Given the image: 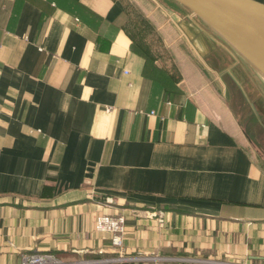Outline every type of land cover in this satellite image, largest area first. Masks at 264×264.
<instances>
[{"label": "crops", "instance_id": "crops-1", "mask_svg": "<svg viewBox=\"0 0 264 264\" xmlns=\"http://www.w3.org/2000/svg\"><path fill=\"white\" fill-rule=\"evenodd\" d=\"M127 2L0 0V264H264V170L209 80L171 100L142 74Z\"/></svg>", "mask_w": 264, "mask_h": 264}, {"label": "rangeland", "instance_id": "rangeland-1", "mask_svg": "<svg viewBox=\"0 0 264 264\" xmlns=\"http://www.w3.org/2000/svg\"><path fill=\"white\" fill-rule=\"evenodd\" d=\"M126 7L134 43L177 84L184 80L187 92L210 91L209 80L239 126L242 146L264 170V79L206 26L162 0H129Z\"/></svg>", "mask_w": 264, "mask_h": 264}, {"label": "water", "instance_id": "water-1", "mask_svg": "<svg viewBox=\"0 0 264 264\" xmlns=\"http://www.w3.org/2000/svg\"><path fill=\"white\" fill-rule=\"evenodd\" d=\"M264 79V4L256 0H172Z\"/></svg>", "mask_w": 264, "mask_h": 264}, {"label": "built area", "instance_id": "built-area-1", "mask_svg": "<svg viewBox=\"0 0 264 264\" xmlns=\"http://www.w3.org/2000/svg\"><path fill=\"white\" fill-rule=\"evenodd\" d=\"M94 230L99 233L109 234L110 242L113 247L117 248L118 253L121 254L122 241L125 233V219L123 216H112L108 214H99L94 220ZM160 258L157 256H131L123 257L120 255L118 258L110 260H102L101 262H131L139 264H156ZM205 262H214L202 260ZM100 262H81V263H65L61 261L56 255L51 253L28 252L21 255L20 264H99ZM217 264H237L232 262H216Z\"/></svg>", "mask_w": 264, "mask_h": 264}, {"label": "trees", "instance_id": "trees-1", "mask_svg": "<svg viewBox=\"0 0 264 264\" xmlns=\"http://www.w3.org/2000/svg\"><path fill=\"white\" fill-rule=\"evenodd\" d=\"M162 1L168 6L170 10L176 12L178 15H182V16L190 15V12L187 9L179 6L172 0H162ZM192 17L196 19L194 16ZM209 31L212 32L211 30ZM131 49L134 52H136L139 56H141L144 60L142 74L150 78L157 85H159L164 95L168 96L171 100L178 98L181 94V90L178 87L176 80L170 77L168 73L164 71L161 67L157 66L155 58H153L150 54H148V52L145 51V49H143L141 46L136 45L134 41L131 44Z\"/></svg>", "mask_w": 264, "mask_h": 264}]
</instances>
